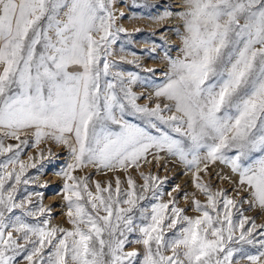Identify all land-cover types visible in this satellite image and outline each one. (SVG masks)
Listing matches in <instances>:
<instances>
[{
	"label": "snow or ice",
	"instance_id": "1",
	"mask_svg": "<svg viewBox=\"0 0 264 264\" xmlns=\"http://www.w3.org/2000/svg\"><path fill=\"white\" fill-rule=\"evenodd\" d=\"M115 3L0 0V264H264V224L240 207L264 209V0L166 6L155 18L182 21L180 55L168 56L164 80L144 104L133 91L140 74L109 59L127 34L116 26ZM46 140L68 152L58 173L67 228L33 201L42 193L21 188L29 169L44 168V152L27 162L21 154ZM162 153L191 171L206 197L192 194L198 215L177 206L179 186L159 201L167 178L139 171ZM217 162L236 174L235 198L202 178L210 181ZM88 167L112 173L115 185L94 180L93 191L88 176L74 174ZM129 169L139 171V188ZM129 243L143 252L126 251ZM246 245H258L256 253Z\"/></svg>",
	"mask_w": 264,
	"mask_h": 264
},
{
	"label": "rangeland",
	"instance_id": "2",
	"mask_svg": "<svg viewBox=\"0 0 264 264\" xmlns=\"http://www.w3.org/2000/svg\"><path fill=\"white\" fill-rule=\"evenodd\" d=\"M183 2L184 0H116V3L113 6L117 16L116 26L125 28L127 34H119L118 42L113 45L112 55L109 59L120 63L121 70L125 73L129 71L136 72L143 78L142 82L133 85V91H137L138 94L142 93L144 95V98L139 100L138 103H148L149 97L154 90V84L163 82L164 73L168 71V56L170 55L172 58H175L180 55L181 41L180 35H178L177 32H183L182 22H180L181 20L175 15H173L174 17L170 16L163 20L156 19L155 17L161 15L166 6L169 5L173 12L181 10ZM120 13L124 14L123 17L120 16ZM176 22H179L180 25ZM136 29H141V31L137 32ZM171 34L174 36L172 43L168 36ZM121 57H123L124 60H121ZM127 60H135L136 63L127 64ZM150 68L155 69V71L152 73L147 72V69ZM8 142L15 143L16 141H5V143ZM40 149H43L44 152V158L41 161V163L44 164V168L41 169L38 165L36 169H29L28 175L31 177V180L29 184L22 185L21 188L27 189L25 195H28L29 192L43 194L42 200L38 199L35 195L32 196V199L38 205L42 203L50 209L48 219L51 224L65 228L70 227L67 223V218L64 215L67 210L62 193L64 179L61 175H58L61 167L69 160L67 149L63 145H57L51 140H46L37 148H27L21 154V159L27 162L28 156L32 155L33 157H36V153ZM49 149H51L53 154L59 153V155L49 157ZM161 155L163 158L160 161L142 164L139 171H143L145 174L151 173L157 175L162 179L165 177L167 178L162 191L159 194V201H167L170 199L168 193L172 192L173 189L179 186L180 192L176 194L177 206L186 208L187 215H198L191 206L192 194L195 193L196 198L201 200V202L206 201V197L194 187L191 171L181 164L175 157L165 156L163 153ZM148 159L151 161L152 156H149ZM49 160L55 162L49 163ZM33 162H36L35 159ZM139 171L129 169V173L135 179L138 188L143 184ZM209 173L211 174L210 181L208 175H201L206 182L211 183L213 191L219 188H224L229 196L235 198V192L239 188L236 183L237 176L231 172L227 165L217 162L214 166L209 168ZM74 174L77 176H88L89 186L93 191L95 190V186L91 181L94 180L100 181L102 184L111 180L113 186L115 185V179L112 173H106L103 170L97 171L92 167L78 169ZM116 175H119L121 178V187L126 189L127 182L125 174L117 172ZM221 176L227 177V179L219 178ZM45 183L47 184V187H42ZM185 194H187V199ZM240 194L246 196V193L243 191H241ZM240 207L244 210L243 215L253 217L257 225L264 224V209H260L258 206L249 207L247 204H242ZM250 226L251 225L248 224L245 227L247 228ZM261 231L264 230L257 229V233ZM134 238L135 236H130V239ZM256 238L260 239L261 237L257 235ZM245 247L249 253L255 254L258 245L256 247L246 245ZM133 248L138 249L141 253L143 252L142 245H137L135 243H129L126 245L125 250L130 251ZM17 264H26V262L20 258L17 260ZM240 264H248V262L245 259H240Z\"/></svg>",
	"mask_w": 264,
	"mask_h": 264
},
{
	"label": "bare ground",
	"instance_id": "3",
	"mask_svg": "<svg viewBox=\"0 0 264 264\" xmlns=\"http://www.w3.org/2000/svg\"><path fill=\"white\" fill-rule=\"evenodd\" d=\"M177 1V0H176ZM176 3H178V2H176ZM181 3V2H180ZM179 5V4H178ZM176 7V6H175ZM178 7V6H177ZM179 8V7H178ZM174 17V16H173ZM177 17V16H176ZM175 17V18H176ZM177 19V18H176ZM175 20V19H174ZM180 20V19H179ZM170 21H171V18H170ZM173 22V21H172ZM180 22H182V21H180ZM174 23V22H173ZM176 23H178L179 24V22H176ZM167 25V24H166ZM180 25V24H179ZM167 26H169V25H167ZM172 26V25H171ZM145 30V29H144ZM149 30V29H148ZM153 30V29H152ZM161 30V29H160ZM167 33V32H166ZM160 36V35H159ZM169 37H170V40H171V43H172V41L174 40V36H173V34H171V35H168ZM167 36V37H168ZM168 37V38H169ZM175 41H176V38H175ZM170 42V41H169ZM173 44H174V42H173ZM176 44V43H175ZM147 45V44H146ZM145 45V46H146ZM147 62V61H146ZM148 66V65H147ZM154 66H156V65H154ZM135 92H137V91H135ZM138 93V92H137Z\"/></svg>",
	"mask_w": 264,
	"mask_h": 264
}]
</instances>
